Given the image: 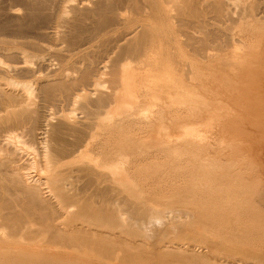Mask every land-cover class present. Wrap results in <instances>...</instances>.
Listing matches in <instances>:
<instances>
[{
    "label": "rangeland",
    "instance_id": "374dc122",
    "mask_svg": "<svg viewBox=\"0 0 264 264\" xmlns=\"http://www.w3.org/2000/svg\"><path fill=\"white\" fill-rule=\"evenodd\" d=\"M153 1L0 0V264H264V0Z\"/></svg>",
    "mask_w": 264,
    "mask_h": 264
},
{
    "label": "bare ground",
    "instance_id": "6f19581e",
    "mask_svg": "<svg viewBox=\"0 0 264 264\" xmlns=\"http://www.w3.org/2000/svg\"><path fill=\"white\" fill-rule=\"evenodd\" d=\"M106 1V0H105ZM145 1H147V0H145ZM150 1H153V0H150ZM178 1H180L181 3H179V5L181 4V7L183 6L182 5V3L183 4H185V6L184 7H186L187 6V3H190L191 2V4H192V2H195L196 0H163L162 2H165V4H164V6L166 7V5L167 6H170V8L169 9H171V8H175V4H177L178 3ZM198 1V0H197ZM196 1V2H197ZM207 1V0H206ZM206 1L204 0V2L206 3ZM209 1V0H208ZM211 2L212 1H215V0H210ZM220 1V0H219ZM224 1H226V0H224ZM228 1V0H227ZM226 1V2H227ZM154 2V4L156 3V0L155 1H153ZM161 2V3H162ZM196 2H195V4H196ZM202 2H203V0H202ZM198 3H201V1L200 2H198ZM204 3V4H205ZM215 3V2H214ZM153 4V3H152ZM157 4V3H156ZM191 4H188V5H191ZM207 4V3H206ZM87 5V4H86ZM162 5V4H161ZM172 5H174V7L172 6ZM179 5H177V7L178 8H180L179 7ZM151 6V5H150ZM154 6H156V5H153V6H151L152 8L154 7ZM172 6V7H171ZM189 7V6H188ZM204 7H205V5H204ZM129 8V7H128ZM141 8V7H140ZM147 8V7H146ZM152 8H151V10H152ZM156 8V7H155ZM106 9V8H105ZM145 9V8H144ZM182 9V8H181ZM128 10V9H127ZM150 10V9H149ZM150 10V11H151ZM155 10H157V9H155ZM179 10V9H178ZM102 11V10H101ZM167 11L168 12H170L168 9H167ZM172 11V10H171ZM176 12L177 10H173L172 11V13L170 12V14H173V12ZM123 12V11H122ZM139 13H141L140 11H138ZM148 12V11H147ZM175 12H174V14L173 15H175ZM127 13H128V11H127ZM144 13V12H143ZM152 13V12H151ZM177 14H179L178 13V11L176 12ZM100 14V13H99ZM147 14V13H146ZM101 15V14H100ZM144 15V14H143ZM148 15H150V14H148ZM153 15V14H152ZM176 16V15H175ZM151 17V16H150ZM154 17V16H153ZM169 17V16H168ZM155 18V17H154ZM175 18V17H174ZM144 19V18H143ZM142 19V21H144ZM136 21V20H135ZM141 21V22H142ZM145 21H146V19H145ZM137 22V21H136ZM147 22V21H146ZM212 23V22H211ZM152 40V39H151ZM148 41V40H147ZM146 42V41H145ZM154 42V41H153ZM149 47V46H148ZM207 55V54H206ZM152 56V55H151ZM238 56V55H237ZM152 58V57H151ZM132 64V63H131ZM129 65H130V62L129 61H125L124 63H122L121 64V70H120V72H121V82H120V84H119V87H118V89H119V92H118V96L116 97V101H117V105H119V106H121V103H122V97L123 96H126V94H127V92H130V91H132V93L134 92V94L133 95H131L130 97H132V100L134 101V99H135V94H136V92H137V90H138V88L140 87V86H142L143 85V83H142V85L140 84V78H142V74H140V72H138V71H136V69H133L132 67L130 68L129 67ZM106 66L107 65H103L102 67H103V69H104V71L106 70ZM130 66H132V65H130ZM138 70V69H137ZM140 71H141V69H140ZM145 72V71H144ZM148 74V73H147ZM67 75V74H66ZM147 76V75H146ZM67 77V76H66ZM68 78H71V77H69V75H68ZM145 79H147V78H145ZM144 79V80H145ZM202 79V78H201ZM142 80V79H141ZM2 81V80H1ZM143 81V80H142ZM141 81V82H142ZM146 81V80H145ZM144 82V81H143ZM0 84H2L1 82H0ZM146 84L147 85H149L147 82H146ZM146 84L144 85V86H146ZM3 85V84H2ZM1 85V86H2ZM151 85V84H150ZM159 85V84H158ZM5 87V86H4ZM98 86H94V87H92L90 90V92L89 93H91L92 95H94V94H98V92H104V89L103 88H97ZM147 87V86H146ZM149 87V86H148ZM170 87V86H169ZM150 88V87H149ZM1 89V88H0ZM3 89V88H2ZM153 89V88H152ZM148 90V89H147ZM174 90V89H173ZM24 91V90H23ZM22 91V92H23ZM107 91H109V90H107ZM25 92V96H26V99L27 100H31L30 99V92H28V90H25L24 91ZM23 92V93H24ZM204 92V91H203ZM168 93V92H167ZM176 93V92H175ZM99 94H101V93H99ZM138 94V93H137ZM150 95V94H149ZM77 96H80V95H77ZM97 96V95H96ZM127 97V96H126ZM122 98V99H121ZM134 98V99H133ZM183 98V97H182ZM122 101H121V100ZM125 99V98H124ZM128 99H131V98H127L126 100H128ZM152 100H154V102H155V100L156 99H153L152 98ZM151 100V101H152ZM119 101H121V103H119ZM132 101V102H133ZM127 102V101H126ZM123 103H124V101H123ZM122 103V105H124ZM128 103V102H127ZM127 103H126V105H127ZM30 104H31V102H30ZM130 104V103H129ZM112 105V104H111ZM77 106V105H76ZM75 106V107H76ZM28 106H26V108H27ZM123 107H127V106H123ZM110 108V109H109ZM108 109V111L107 112H111V113H114V110L116 111V110H119V107L117 108V107H109ZM114 109V110H113ZM11 110V109H10ZM9 110V111H10ZM13 111H15L14 109H12ZM11 110V111H12ZM21 110H23V109H21ZM73 110V113L74 114H76V117H74V119H71V117L72 116H67L66 117V119H69V120H72V121H76L77 123H79L80 125L81 124H83V123H85L86 121H88V117H87V115H85L84 114V111L82 112V110L80 111V110H78V108H74V109H72ZM5 112V116H7V113H10L8 110H0V114H1V112ZM20 111V110H19ZM29 111H31V110H29ZM24 112H26V111H24ZM23 112V113H24ZM87 112V111H86ZM85 112V113H86ZM15 113H16V111H15ZM14 113V114H15ZM22 113V112H21ZM29 113V112H28ZM116 113V112H115ZM17 114H19V113H17ZM17 114H15V115H17ZM25 114V113H24ZM89 114V113H88ZM10 115V114H9ZM13 115V114H12ZM22 116H23V114H21ZM26 115V114H25ZM48 115V118L50 119V118H54V116H55V114L54 113H48L47 114ZM5 116H4V118H5ZM19 116H20V114H19ZM114 116V115H113ZM116 116V115H115ZM10 117H14V116H11L10 115ZM10 117H8V120L10 121L11 120V118ZM25 117V116H24ZM65 117V116H64ZM110 117H112L111 115H110ZM20 118V117H19ZM19 118H17L18 119V122H20L19 121ZM23 118V117H22ZM90 118V117H89ZM2 120H3V117L1 118ZM0 119V120H1ZM7 119V118H6ZM63 119V118H62ZM76 119V120H75ZM5 120V119H4ZM7 120V122H9ZM27 120V119H26ZM46 120H48V119H46ZM51 120V119H50ZM57 120H61V119H58L57 118ZM64 120V119H63ZM62 120V121H63ZM6 121V120H5ZM5 121H3L2 122V125H3V123L5 122ZM52 121V120H51ZM55 121V120H54ZM61 121V122H62ZM68 121V120H67ZM17 122V123H18ZM23 122V121H22ZM48 122H49V120H48ZM48 122L46 121L44 124H42L39 128H37V129H39L38 131H37V135L39 136V138L40 139H43V140H46V139H48L47 138V136L49 135L48 134V132H49V128H48V126H50L49 124H48ZM66 122V121H65ZM1 123V122H0ZM6 123V122H5ZM43 123V122H42ZM51 123H53V121L51 122ZM50 123V124H51ZM64 123V122H63ZM68 123V122H67ZM19 124V123H18ZM23 124V123H22ZM60 124V123H59ZM62 124V123H61ZM51 125H53V124H51ZM58 125V123L56 124V126ZM72 125V124H71ZM70 125V126H71ZM77 125V124H76ZM53 126H55V125H53ZM60 126V125H59ZM62 126H63V124H62ZM62 126H60V127H62ZM69 126V125H68ZM50 127H52V126H50ZM64 127V126H63ZM66 127V126H65ZM64 127V128H65ZM18 128V127H17ZM56 128H59L58 126L56 127ZM14 129H15V127H14ZM52 128H50V130H51ZM54 129V128H53ZM52 129V130H53ZM51 130V131H52ZM59 130H61V129H59ZM59 130H57V131H59ZM63 130V129H62ZM68 130V129H67ZM71 130H72V128H71ZM51 131H50V133H51ZM55 131V130H54ZM54 131L52 132L53 133V135H54ZM17 132H18V130H17ZM64 132V131H63ZM70 132V131H69ZM69 132H67V133H69ZM72 132V131H71ZM19 133H20V131H19ZM22 133V132H21ZM51 133V134H52ZM61 133V132H60ZM73 133V132H72ZM0 134H2L1 136H0V145L1 146H3V147H6V148H8L9 150H11V151H13V153H15L16 154V156H17V161L15 162V163H17V164H21V163H23L25 160L27 161L28 159H27V154L25 153V146L23 147V145H21L22 144V142H21V144H20V141H22V140H18L20 137H22V136H20V137H18V135L17 134H14V133H6L5 132V134L3 135V133H0ZM56 134V133H55ZM36 135V136H37ZM59 134L57 133V136H58ZM61 135V134H60ZM70 135V134H69ZM167 135V134H166ZM50 136V135H49ZM55 136V135H54ZM56 136V137H57ZM64 136H66V135H64ZM38 138V137H37ZM55 138V137H54ZM60 138H61V136H60ZM56 139V138H55ZM42 140V141H43ZM57 140H58V138H57ZM42 141H41V143H42ZM58 141H60V140H58ZM62 141V140H61ZM55 142H57V141H55ZM69 142V141H68ZM72 142H74V141H72ZM40 143V144H41ZM87 143V142H86ZM24 144V143H23ZM38 144V143H37ZM39 144V145H40ZM45 144V143H44ZM54 144V143H53ZM68 144V143H67ZM76 144V143H75ZM88 145V144H87ZM46 146V145H45ZM50 146V145H49ZM76 146V145H75ZM84 146V145H83ZM52 147V146H51ZM84 147H86V146H84ZM83 147V148H84ZM71 148V147H70ZM40 149V148H39ZM56 148H54V150H55ZM80 149V146H76V147H74L71 151V153L75 156V154L76 153H80L79 150ZM82 149V148H81ZM47 150V149H46ZM61 150V149H60ZM56 151V150H55ZM68 151H69V149H68ZM28 152V151H27ZM30 152V151H29ZM83 152V151H82ZM32 153V152H31ZM42 152H40L39 153V156H41L40 154H41ZM68 153V152H67ZM30 154V153H29ZM54 154V153H53ZM32 155V154H31ZM2 156L3 155H1L0 156V159L2 158ZM51 156V155H50ZM53 156V155H52ZM45 157H47V156H45ZM66 157V156H65ZM76 157V156H75ZM4 158V157H3ZM48 158H49V156H48ZM68 159V158H67ZM70 159V158H69ZM74 159V158H73ZM47 160V159H46ZM49 160V159H48ZM61 160V159H60ZM56 162V161H55ZM61 162V161H60ZM45 163H46V161H45ZM49 163V162H48ZM53 163V162H52ZM58 164V163H57ZM108 166V165H107ZM109 167V166H108ZM107 167V168H108ZM121 169V168H120ZM113 170V169H112ZM106 172H107V170H106ZM105 172V173H106ZM112 173V172H111ZM33 174V173H32ZM32 174H30L29 172H27V173H25V177L27 178V179H29L30 181H32V182H35V183H38V180H37V177L35 176V178H33V176H32ZM39 175V174H38ZM44 175V174H43ZM114 175V174H113ZM23 176V175H22ZM25 178V179H26ZM40 178V177H39ZM21 179V178H20ZM44 179V178H43ZM113 179V178H112ZM12 180V179H11ZM10 180V181H11ZM40 180V179H39ZM1 181H3L2 180V178H1ZM9 181V180H8ZM15 181V180H14ZM19 181V180H18ZM25 181V180H24ZM32 182H30V183H32ZM2 183V182H1ZM8 183L9 182H6L5 184H7V187H8ZM11 183H16V181L15 182H11ZM11 183H9V184H11ZM26 183V182H25ZM55 183V182H54ZM45 185V187H44V185ZM43 184H41V185H43V188L42 189H44L45 190V192L44 193H47L49 196H50V194H51V187H47V184H49V183H47V181H46V179H45V181L43 182ZM18 185V184H17ZM27 185V184H26ZM50 185V184H49ZM0 186H1V184H0ZM3 186V185H2ZM13 186V185H12ZM51 186V185H50ZM6 187V186H5ZM20 187V186H19ZM18 187V188H19ZM9 188H11V187H9ZM17 188V187H16ZM26 188V187H25ZM4 189V188H3ZM20 189V188H19ZM0 190H1V187H0ZM5 190V189H4ZM8 190V189H7ZM7 190H5V191H7ZM9 190H11V189H9ZM53 190V189H52ZM14 191V190H13ZM11 192V191H9V192H11V194L12 193H14V192H16L17 191V189L14 191V192ZM3 192V191H2ZM8 192V191H7ZM9 192H8V194H9ZM33 192V191H32ZM31 192V193H32ZM41 192V191H40ZM43 193V194H44ZM52 193H53V191H52ZM0 194H1V191H0ZM3 194H4V192H3ZM2 194V196H4ZM6 194V193H5ZM7 195V194H6ZM10 195V194H9ZM13 195V194H12ZM52 195V194H51ZM56 195V194H55ZM8 197H10V196H8ZM14 197H15V195H14ZM14 197H12L13 199H14ZM4 198V197H3ZM47 198V197H46ZM10 199V198H9ZM24 199V198H23ZM4 201V200H3ZM30 201V200H29ZM0 202H1V200H0ZM13 202L14 201H12V204H13ZM32 202V201H31ZM40 202H41V200H40ZM58 202V201H57ZM15 203V202H14ZM59 203H60V201H59ZM9 204V202L7 203V205ZM11 204V205H12ZM5 205V204H4ZM7 205H5V206H7ZM37 205V204H36ZM44 205V204H43ZM67 205V204H66ZM1 206H2V204H1ZM10 206V205H9ZM42 206V205H41ZM12 207V206H11ZM25 207V206H24ZM43 207V206H42ZM70 207V206H69ZM4 208H6V207H4ZM4 208H2L3 209V212L5 211L4 210ZM37 208V207H36ZM7 209V208H6ZM8 209H11L10 207L8 208ZM13 209V208H12ZM29 209V208H28ZM69 209V208H68ZM0 210H1V208H0ZM11 211V210H10ZM6 212V211H5ZM12 212V211H11ZM15 212V211H14ZM2 213V212H1ZM0 213V214H1ZM6 213H9L8 211L6 212ZM16 213V212H15ZM27 213V212H26ZM21 214V213H20ZM4 215V214H3ZM3 215H0V217H2ZM10 215H11V213H10ZM9 215V216H10ZM17 215V214H16ZM9 216H8V218H9ZM15 217V216H14ZM14 217H13V219H14ZM19 217V216H18ZM3 218V217H2ZM1 218V219H2ZM10 219V218H9ZM8 219V220H9ZM15 220H17V219H15ZM2 221V220H1ZM1 221H0V223H1ZM5 221H6V218H5ZM4 220H3V222H5ZM10 221V220H9ZM38 221V220H37ZM2 222V223H3ZM12 222V221H11ZM8 223V222H7ZM24 223V222H23ZM60 224V223H59ZM59 224H57V225H59ZM6 225V224H5ZM11 225V224H10ZM16 225V224H15ZM2 229H6L3 225H2ZM51 227V226H50ZM71 227V226H70ZM7 228H8V226H7ZM61 228V227H60ZM82 228V227H81ZM1 229V228H0ZM46 229V228H45ZM54 229H55V227H54ZM14 230V229H13ZM0 231H2V230H0ZM17 231V230H16ZM53 231V230H52ZM59 231V230H58ZM12 232V231H11ZM18 232V231H17ZM16 232V233H17ZM60 232V231H59ZM54 234H55V232H54ZM12 235V234H11ZM61 235V234H60ZM14 236V238L16 239V237H15V235H13ZM19 236H21V235H19ZM62 237V236H61ZM81 237V236H80ZM96 237V236H95ZM17 239H18V237H17ZM59 239V238H58ZM5 240V239H4ZM23 241L24 240H22V239H18L17 240V242H15L14 241V243H11V245H6V246H4L3 245V247L2 248H0V249H3L4 247L6 248V250L7 249H9V250H21L20 252H22L21 254H32L33 253V250H35L36 249V251H38V250H41L40 249V247H36V246H33V245H28L26 242L25 243H23ZM4 242H6V241H4ZM2 243V242H1ZM0 243V244H1ZM44 243H45V241H44ZM6 244V243H5ZM24 244H27V245H24ZM2 245V244H1ZM49 245V244H48ZM68 246V245H67ZM38 248V249H37ZM44 249V248H43ZM59 249V248H58ZM92 249V248H91ZM47 250V249H46ZM45 250V251H46ZM52 250V249H51ZM157 250V249H156ZM10 252V251H9ZM12 252V251H11ZM17 252V251H16ZM19 252V251H18ZM35 252V251H34ZM60 252V251H59ZM67 252H69V251H67ZM47 253V252H46ZM48 254V253H47ZM57 254V253H56ZM178 254V253H177ZM181 255V254H180ZM24 256V255H23ZM72 256V255H71ZM170 256V255H169ZM108 257V256H107ZM180 257V256H179ZM64 258V257H63ZM106 258V257H105ZM19 259V258H18ZM167 260V259H166ZM189 260H190V258H189ZM5 263V262H4ZM38 264V263H37Z\"/></svg>",
    "mask_w": 264,
    "mask_h": 264
}]
</instances>
